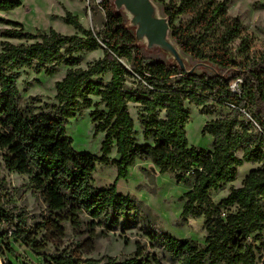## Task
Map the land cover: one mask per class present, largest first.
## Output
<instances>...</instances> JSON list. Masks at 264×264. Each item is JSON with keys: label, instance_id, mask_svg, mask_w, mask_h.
Listing matches in <instances>:
<instances>
[{"label": "trees", "instance_id": "16d2710c", "mask_svg": "<svg viewBox=\"0 0 264 264\" xmlns=\"http://www.w3.org/2000/svg\"><path fill=\"white\" fill-rule=\"evenodd\" d=\"M154 1L164 6L170 38L181 54L200 65L186 64L182 70L173 62L146 60L123 15L108 0L102 6L106 22L98 32L86 29L70 12L63 19L77 31L70 36L54 29L32 34L19 23L0 19L11 26L0 30V37L24 42L6 41L0 52L4 166L30 177L31 188L50 215L46 222L50 229L63 233L60 223L69 222L77 234H88L82 247L88 246L89 252L94 251L93 240L104 232L136 225L139 207L131 196L118 193L117 182L126 180L138 161L151 162L155 174H173L178 184L191 185L194 178L192 189L183 195L181 218L204 219L205 245L201 248L196 241L179 240L160 230L147 232L150 238L162 242L179 264H264V53L246 62L227 55L243 25L238 18L225 16L226 0ZM21 5L19 0H0V12ZM181 17H188L187 23L175 26ZM101 50V58L81 67L83 55ZM123 61L131 65V72ZM61 67L69 69L55 85V103L43 102L39 96L23 98L18 87L22 71L54 76ZM239 78L243 84L236 95L230 87ZM94 98H99L96 105ZM187 103L207 115L217 108L226 111L224 117L208 119L203 128L204 135L214 138L212 150L189 145ZM228 103L245 109L260 128ZM131 104L138 105L142 144L136 137ZM92 107L96 132L105 134L101 156L77 152L67 135L68 121ZM114 149L118 159L111 158ZM98 163L116 167L115 184L94 185ZM246 163L260 166L246 175L240 188L216 203L213 195L235 182ZM17 218L0 197V250L4 246L13 256L18 243L42 256L43 264H160L141 247L122 261L82 259L65 251L43 255L36 239L22 230L25 221ZM3 262L11 264L9 259Z\"/></svg>", "mask_w": 264, "mask_h": 264}, {"label": "rangeland", "instance_id": "374dc122", "mask_svg": "<svg viewBox=\"0 0 264 264\" xmlns=\"http://www.w3.org/2000/svg\"><path fill=\"white\" fill-rule=\"evenodd\" d=\"M21 6L9 12H0V19L12 21L23 25L28 33H48L54 29L62 35H74L77 31L64 22V17L70 12L77 16L81 24L86 29L101 31L106 22L105 11L96 0H19ZM114 6L115 0H108ZM167 2L169 0H166ZM225 1V0H220ZM228 9L225 16L229 19L238 18L243 25V33L239 39L235 40L228 48L227 55L235 58L238 62H246L249 58L259 56L264 53V0H226ZM157 10L159 18H166L164 6L152 0ZM124 17L126 27L136 34L137 28L133 26V16L125 9L118 11ZM188 17H181L175 26H184ZM11 28V26L0 23V30ZM170 38V31H169ZM171 39V38H170ZM9 41L13 44H21L23 41L5 39L0 37V52L3 43ZM173 42V41H172ZM174 43V42H173ZM141 54L146 60L171 61L176 60L173 53L167 48H149L147 41H138ZM208 53L210 50L206 49ZM185 63L190 67H196L201 63L181 54ZM103 56V51L88 53L83 55L82 68L96 61ZM123 66L131 72V65L122 62ZM204 67V66H203ZM198 66V69H203ZM68 67H61L54 76H47L43 73H36L31 70L22 71L18 81L19 90L25 100L30 97L39 96L43 102L55 103V85L61 81L68 72ZM210 74V71H207ZM109 76L106 77V80ZM99 102V98H94V104ZM190 111L191 119L186 127L187 138L191 147L204 150H212L214 138L203 134L206 120L221 118L226 115V111L216 109L213 115H207L205 110L193 105L186 104ZM102 109L103 106H100ZM95 109H86L76 117L71 118L67 125V135L72 140V146L77 152L90 153L101 156V147L105 139L104 133H97L96 126L91 118V112ZM130 112L135 121L138 143H144L141 126L138 121V105L131 104ZM112 159H118L114 149ZM259 164L246 163L237 175V180L228 184L222 191L213 195V200L219 203L226 198L233 188H240L246 175ZM151 162L138 161L129 172L126 180L117 182V191L131 196L139 207L136 225L125 231L122 227L111 232H104L93 240L94 251L89 252L88 246H83L88 238V234H77L69 222L60 223L63 233L50 229L46 222L50 215L43 200L34 193L31 188L30 177L9 172L5 166L0 152V197L6 203L18 220H24L22 230L28 231L30 236L39 243L43 255L67 252L79 255L82 259L101 260L113 258L118 261L132 258L138 247H141L145 255H152L160 264H179L165 245L159 240H152L147 232L160 230L176 239H190L198 242L202 248L205 245L206 231L204 229V219L190 218L183 221L181 214L183 211V195L192 189L191 185L178 184L173 174H159L152 172ZM117 169L115 166H107L98 163L97 170L93 175V182L96 187H110L116 183ZM235 211V208L231 209ZM86 219V216L83 217ZM84 231V230H83ZM97 233L102 232V228L97 227ZM3 240L0 239V243ZM17 255L13 256L3 246L0 251V264L8 260L11 264H43L44 258L25 250V247L17 243L14 246ZM9 256V258H8Z\"/></svg>", "mask_w": 264, "mask_h": 264}, {"label": "water", "instance_id": "95a60500", "mask_svg": "<svg viewBox=\"0 0 264 264\" xmlns=\"http://www.w3.org/2000/svg\"><path fill=\"white\" fill-rule=\"evenodd\" d=\"M115 7L119 11L125 9L133 16L132 24L137 28L136 39L147 41L149 48H161L167 52L170 50L175 59L171 61L177 64L182 70H186V63L181 55L178 46L169 38L170 25L167 18H159L152 0H115ZM163 46V47H162ZM195 68L190 71L193 72Z\"/></svg>", "mask_w": 264, "mask_h": 264}, {"label": "built area", "instance_id": "2783aa9c", "mask_svg": "<svg viewBox=\"0 0 264 264\" xmlns=\"http://www.w3.org/2000/svg\"><path fill=\"white\" fill-rule=\"evenodd\" d=\"M97 4L102 7L103 6V3H104V0H96ZM243 84V80L241 78L237 79L235 82L232 83L231 85V91L236 94V95H240L241 94V85ZM228 107L232 110V109H236V110H239L243 115L244 117L248 120V121H251L252 124L257 127L258 129L260 128L259 125L252 119V117L248 114V112L245 110V109H242V108H239L237 107L235 104H232V103H228L227 104ZM13 230V228H12ZM3 264H5L3 262ZM261 264V263H259Z\"/></svg>", "mask_w": 264, "mask_h": 264}, {"label": "crops", "instance_id": "0c3cea01", "mask_svg": "<svg viewBox=\"0 0 264 264\" xmlns=\"http://www.w3.org/2000/svg\"><path fill=\"white\" fill-rule=\"evenodd\" d=\"M207 121V120H206Z\"/></svg>", "mask_w": 264, "mask_h": 264}]
</instances>
